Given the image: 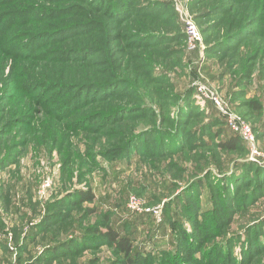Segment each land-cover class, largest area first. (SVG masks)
<instances>
[{
    "label": "rangeland",
    "instance_id": "1",
    "mask_svg": "<svg viewBox=\"0 0 264 264\" xmlns=\"http://www.w3.org/2000/svg\"><path fill=\"white\" fill-rule=\"evenodd\" d=\"M1 32L0 264H128L107 227L138 264H264V0H0Z\"/></svg>",
    "mask_w": 264,
    "mask_h": 264
},
{
    "label": "trees",
    "instance_id": "2",
    "mask_svg": "<svg viewBox=\"0 0 264 264\" xmlns=\"http://www.w3.org/2000/svg\"><path fill=\"white\" fill-rule=\"evenodd\" d=\"M5 36L6 34L1 32L0 41L4 39ZM243 145L244 143L241 140V138L239 136H235L225 142L220 143L219 147L223 150L238 151L239 149L243 147ZM78 198L81 199L83 203L93 204L95 201V196L91 190L79 193ZM103 237L107 238L110 241L111 245L118 250L120 255H123L128 259V264H138L140 262L138 260L139 255H137L138 258L131 257L133 253V249H134L133 239L131 237H121L118 231H116L115 229H112V227H107V232L105 233ZM188 245L192 247L191 243ZM191 252H194V251H191ZM175 260H180V259H175ZM190 260L192 259L190 258ZM195 261L196 259L192 260L193 263Z\"/></svg>",
    "mask_w": 264,
    "mask_h": 264
},
{
    "label": "built area",
    "instance_id": "3",
    "mask_svg": "<svg viewBox=\"0 0 264 264\" xmlns=\"http://www.w3.org/2000/svg\"><path fill=\"white\" fill-rule=\"evenodd\" d=\"M185 35L187 39V48L190 52L194 53L199 50L201 42H202V36L195 25V23L191 20H188L185 22ZM199 92L202 93L203 95L207 96L206 92L204 89L200 88ZM213 102L216 104L218 109L222 112H224V107L222 103L217 99V98H212ZM225 116L227 117V122L231 125V130L235 133L238 134L239 137L243 142L246 144H251L254 142V133L252 130V127L244 122H237L236 118L228 112H224ZM255 155H258L255 152Z\"/></svg>",
    "mask_w": 264,
    "mask_h": 264
}]
</instances>
